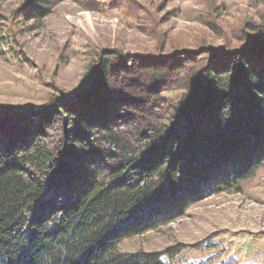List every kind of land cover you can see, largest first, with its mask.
<instances>
[{
	"label": "trees",
	"instance_id": "obj_1",
	"mask_svg": "<svg viewBox=\"0 0 264 264\" xmlns=\"http://www.w3.org/2000/svg\"><path fill=\"white\" fill-rule=\"evenodd\" d=\"M29 1L31 15L49 13V0ZM251 37L231 59L186 66L182 79L163 86L167 76L155 72L141 89L114 77L116 53H103L91 76L68 95L82 99L84 110L76 109L71 120L60 105L47 117L64 114L60 138L49 140L39 131L42 116L27 125L28 141L0 138V264H171L166 257L180 248L124 252L120 243L155 228L157 220L173 219L189 185H239L264 166V64L247 53L264 51V41ZM155 63L145 66L160 65ZM161 65L167 70L171 63ZM171 87L184 90L177 101L162 96ZM99 96H119L111 107L117 112L137 104L140 117L97 114ZM210 101V124L195 125L192 115ZM37 109L0 106V113L36 118ZM196 264L236 263L209 258Z\"/></svg>",
	"mask_w": 264,
	"mask_h": 264
},
{
	"label": "rangeland",
	"instance_id": "obj_2",
	"mask_svg": "<svg viewBox=\"0 0 264 264\" xmlns=\"http://www.w3.org/2000/svg\"><path fill=\"white\" fill-rule=\"evenodd\" d=\"M49 1L50 11L41 17L31 15L29 0L0 2V38L5 42L0 41V106L38 108L35 114H39L35 118L15 110L0 113V138L6 143L28 141L27 125L41 116L39 131L49 140L60 138L66 129L64 114L57 113L55 121L47 117L60 105L67 106L71 120L76 109L84 110L82 99L68 95L91 76L103 53H116L114 77L141 89L155 72L167 76L159 85H168L183 78L180 73L186 66L231 59L246 38L259 36L264 41V0ZM247 53L264 64L263 50ZM166 60L171 63L169 71L161 65ZM154 61L160 65L145 66ZM162 90L171 101L184 94L178 87ZM239 92L249 95L244 88ZM116 98L97 97V114L137 116V104L113 110L112 105L120 102ZM208 103L198 116L192 115L195 125L210 124L212 102ZM97 114L90 113L95 121ZM131 120L123 119L121 128ZM186 190L180 194V206L173 207V219L157 220L155 228L125 238L120 250L180 248L173 258L166 257L171 264H196L209 258L264 264V166L239 185L217 189L203 187L199 180Z\"/></svg>",
	"mask_w": 264,
	"mask_h": 264
}]
</instances>
